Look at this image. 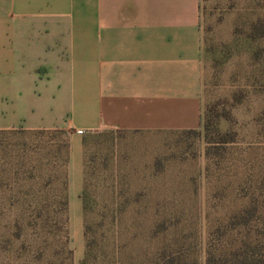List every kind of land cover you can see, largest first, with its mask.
Wrapping results in <instances>:
<instances>
[{
	"label": "rangeland",
	"instance_id": "1",
	"mask_svg": "<svg viewBox=\"0 0 264 264\" xmlns=\"http://www.w3.org/2000/svg\"><path fill=\"white\" fill-rule=\"evenodd\" d=\"M256 24L264 27V0H201L196 132L79 134L77 222L59 196L70 132L0 131V264H205L209 249L256 237L264 212L245 228L225 227L249 204L264 210V35L251 36ZM217 131L233 141L218 144Z\"/></svg>",
	"mask_w": 264,
	"mask_h": 264
},
{
	"label": "crops",
	"instance_id": "2",
	"mask_svg": "<svg viewBox=\"0 0 264 264\" xmlns=\"http://www.w3.org/2000/svg\"><path fill=\"white\" fill-rule=\"evenodd\" d=\"M200 2L0 0V130L70 132V221L82 215L76 130L201 127Z\"/></svg>",
	"mask_w": 264,
	"mask_h": 264
},
{
	"label": "trees",
	"instance_id": "3",
	"mask_svg": "<svg viewBox=\"0 0 264 264\" xmlns=\"http://www.w3.org/2000/svg\"><path fill=\"white\" fill-rule=\"evenodd\" d=\"M264 35V27L262 25H254L251 30V36H261ZM205 130V137L208 139V128L209 123L207 120L203 123ZM45 131L47 129H34L30 131ZM59 130V129H51ZM4 131V130H0ZM186 131L196 132V129H189ZM219 140L216 141L218 144H224L233 141L234 136L232 133H220ZM209 142V141H208ZM62 177L61 182V192L60 196V205L63 210H67L68 200H67V176L65 167L60 175ZM86 198L83 196V203ZM256 212H260V216L264 210L259 209L255 204H249L241 208L238 212L232 214L227 220L225 227L230 230L240 229L247 227ZM163 264H198L195 260L179 259L175 262L174 258L166 259ZM205 264H264V220L261 219L260 229L256 237H251L250 234L245 235L244 238L236 241L231 240L230 244L219 249H209L206 255Z\"/></svg>",
	"mask_w": 264,
	"mask_h": 264
},
{
	"label": "built area",
	"instance_id": "4",
	"mask_svg": "<svg viewBox=\"0 0 264 264\" xmlns=\"http://www.w3.org/2000/svg\"><path fill=\"white\" fill-rule=\"evenodd\" d=\"M76 132H77L78 134H82V133H83L82 130H76Z\"/></svg>",
	"mask_w": 264,
	"mask_h": 264
}]
</instances>
